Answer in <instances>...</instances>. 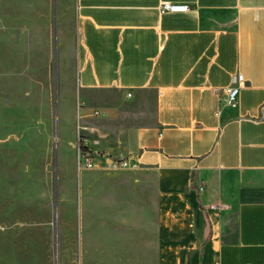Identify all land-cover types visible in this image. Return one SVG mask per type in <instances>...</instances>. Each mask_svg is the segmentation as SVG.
<instances>
[{
    "label": "crops",
    "instance_id": "1",
    "mask_svg": "<svg viewBox=\"0 0 264 264\" xmlns=\"http://www.w3.org/2000/svg\"><path fill=\"white\" fill-rule=\"evenodd\" d=\"M59 5L77 135L127 160L109 186L154 182L157 264H264V0Z\"/></svg>",
    "mask_w": 264,
    "mask_h": 264
},
{
    "label": "rangeland",
    "instance_id": "2",
    "mask_svg": "<svg viewBox=\"0 0 264 264\" xmlns=\"http://www.w3.org/2000/svg\"><path fill=\"white\" fill-rule=\"evenodd\" d=\"M63 29L59 0H0V264H157L154 182L78 170Z\"/></svg>",
    "mask_w": 264,
    "mask_h": 264
},
{
    "label": "built area",
    "instance_id": "3",
    "mask_svg": "<svg viewBox=\"0 0 264 264\" xmlns=\"http://www.w3.org/2000/svg\"><path fill=\"white\" fill-rule=\"evenodd\" d=\"M189 9L188 5H177L171 2H164L161 6V11H187ZM246 81L244 76L241 73H238L233 76L232 84L227 86L223 93L220 95V100L228 106H235L238 99L239 88L242 84H245ZM264 110V103L262 105ZM94 115H101L100 111H94ZM85 130H88L87 127H84ZM77 165L78 170H108L116 171L129 166L126 159L122 158H113L106 156L101 152L92 151L86 143V135L84 133H78L77 135Z\"/></svg>",
    "mask_w": 264,
    "mask_h": 264
}]
</instances>
